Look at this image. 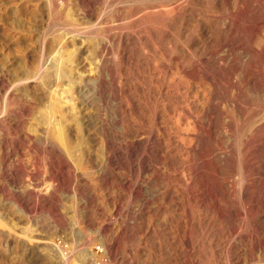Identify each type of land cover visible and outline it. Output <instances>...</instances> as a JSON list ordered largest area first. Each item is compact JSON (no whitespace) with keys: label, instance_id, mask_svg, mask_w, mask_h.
<instances>
[{"label":"bare ground","instance_id":"bare-ground-1","mask_svg":"<svg viewBox=\"0 0 264 264\" xmlns=\"http://www.w3.org/2000/svg\"><path fill=\"white\" fill-rule=\"evenodd\" d=\"M43 2L67 19L63 55L39 57L17 82L0 76V207L28 218L53 206L50 234L15 236L19 246L70 264L51 196L9 189L22 149L80 196L89 264H264V0ZM99 4L112 5L105 21ZM2 219L17 235V219Z\"/></svg>","mask_w":264,"mask_h":264},{"label":"rangeland","instance_id":"rangeland-1","mask_svg":"<svg viewBox=\"0 0 264 264\" xmlns=\"http://www.w3.org/2000/svg\"><path fill=\"white\" fill-rule=\"evenodd\" d=\"M3 1H5V2H3ZM0 3H1L0 4V76L2 74L3 75L8 74L7 76H9V79H11V81H13V83H14V82H17L14 80L16 78H18V81H19L20 80L19 77L22 78L23 74H25V75L30 74V73H25V72H30L32 70L31 71V73H32L34 71V69L36 68V65L39 62V61H37V59L39 60V57L42 56L45 60H47V59L50 60V59L56 58V56L57 57L61 56L60 54H62L61 53L62 51L60 52V50L58 49V42L57 41H58V39H60L62 37L61 35L66 33V30L68 28L67 27L68 22H66L67 19H65V17H63V16H62V19L59 18V19H61V20H59L60 21L59 22L57 19L55 20V18H53L51 16V13H49L50 14L49 15L48 14L49 11L47 10V7L45 6L46 7L45 8L43 6L44 5L43 0H0ZM4 3H6V4H4ZM22 6H23V8H22ZM110 6H112V5H109L107 8H105V7H103L102 4L97 5V7H96L97 13H96L95 17L98 18V16H99L100 19H101V17H103L101 20H104V21L107 20V18L109 17V13H110L109 10L111 9ZM42 7H44V9ZM20 10H21V12H20ZM42 10H43V12H42ZM22 11H23V13L25 11V13L23 14ZM103 11H104V13H103ZM32 12L35 14H33ZM63 12H64V10H63ZM43 13H44V15H43ZM13 14H14V16H13ZM36 14H38V16ZM17 16H19V17H17ZM48 24H50V25H48ZM19 25H20V28H19ZM28 31H30V32H28ZM41 36H42V38H41ZM86 37H87V39H89V42H91V43L92 42L95 43V42L99 41L97 38H94V32L91 29L88 33H86ZM28 41H30V42H28ZM23 70H24V72H22ZM25 70H27V71H25ZM28 70H30V71H28ZM20 72L23 74H21ZM19 73L22 76L19 75ZM16 74H17V76H16ZM171 74H173V73H171ZM171 74L169 75V77H171V78L167 77L168 80H170V79L173 80V78L175 77L174 76L175 72L173 74L174 77ZM177 75L175 78L180 77L179 74H177ZM10 76H11V78H10ZM13 78H15V79L13 80ZM27 84L25 86H26V88H28L27 89L28 91L25 89L23 91V93L26 91V93H24V94H26L28 97H32L33 92L35 90L34 89V83L30 81ZM25 86L24 87L19 86V88L22 87L21 89H23V88H25ZM17 94H20V92H18ZM33 116L34 115L32 114V116H28L24 119L25 120L24 126H23L24 130L28 131L30 126L32 125V123H34V119L31 118ZM21 151L14 153V155H13V158H14L13 160H15L14 161L15 168H16V170H19L18 176H19V178H21V182H20V184H16L18 187L15 185L16 187L11 186L9 189H11V191H15L19 194H23V192L25 193L26 191H28L32 195H35V196L40 195V194H46L47 196H51V199L55 202L54 204H57V206L60 210V214L62 213L61 215H63L62 216L63 221H65V224H64V227L62 228V230L68 234V240L66 241V245L61 246V247L66 249L64 253L69 252V255L71 254L70 264H85L86 262L89 264V262H88L89 260L87 261L85 259L86 255H84L85 248H84V246H81L82 240L84 237V233L82 230H79L80 227H78L79 225L76 223L75 217L73 216L74 215L73 210H72L73 206L77 205L80 202V196L76 195L77 193H76V191L73 190L74 188H71V187L65 188L63 185V184H65L64 182H62V181L59 182V180L57 181V179L55 180L53 178L54 179L53 180L52 178H50L49 173H48L49 171H48L46 164L42 161V159H40V157H37V155L34 152H30V151L22 150V149H21ZM65 173L68 174V175L66 174L67 179H68V180L66 179L67 182L68 181L74 182L75 179H73L66 170H65ZM79 174H81V173H79ZM93 176H95V175H93ZM84 181H86V180H84ZM84 181L81 178L76 180L77 183L81 182L78 184V186H80V187L82 186V184L85 183ZM63 188H64V190H63ZM28 192H26V193H28ZM56 201L58 203H56ZM74 201L77 204H75ZM51 207H53V206H47L43 210L44 212L37 211L31 217L27 218L24 214H22L20 212L17 213L18 211H16V210H18V209H17V207H15V205L12 202H8L6 200L3 201V205L0 207V208H2L0 210V212H1L2 217H3V219H2L3 222L5 224L7 222H9V224H11L10 223L11 219H13L14 221L17 219L16 221L19 224H18V227L16 228V232L18 233L17 235H14L13 232L10 233L9 232L10 230L9 231L7 230L8 226L2 227L6 230H4V229L0 230V264H36L37 263V261L35 260L36 258L34 257L36 252H34L32 250L26 252L25 248L28 246H26V247L25 246H19V244L16 240L17 239L16 237L17 236L22 237V235L28 234V232H29V234H32V233L35 234V233H37V230H38V232H40L39 236L47 235V234L49 235L50 229L48 227L49 226L48 224L50 223V219L48 218L47 213L51 212V210L53 209ZM2 217H0V218H2ZM8 217H10V218H8ZM28 221H30V222H28ZM2 230H4V231H2ZM35 230H36V232H35ZM5 232H7L9 236L10 235L11 236L9 237ZM85 232L89 233L88 230H85ZM4 234H6L7 236L6 235L3 236ZM61 241L62 240L59 238L56 239V242H61ZM52 247L53 246H40V249L43 248V249H45L44 252L48 251V252L52 253V250H51ZM99 247H100V245H98L97 247L95 246L94 247L95 251L102 252L103 248L99 249ZM41 252H43V250H41ZM43 256H44V258H46L45 255H43ZM37 264H39V263H37ZM119 264H126V263H119Z\"/></svg>","mask_w":264,"mask_h":264}]
</instances>
